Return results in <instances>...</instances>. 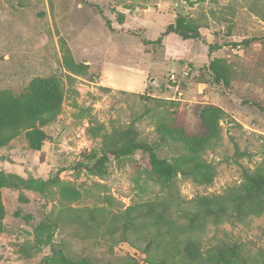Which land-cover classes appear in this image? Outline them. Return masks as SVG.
I'll return each instance as SVG.
<instances>
[{"label": "rangeland", "instance_id": "374dc122", "mask_svg": "<svg viewBox=\"0 0 264 264\" xmlns=\"http://www.w3.org/2000/svg\"><path fill=\"white\" fill-rule=\"evenodd\" d=\"M178 16L202 37L154 44ZM36 78L59 82L61 113L41 151L25 134L0 149V171L50 183L1 190L0 264H264V193L240 199L250 212L233 205L246 198L243 171L264 170V0H0V91ZM129 126L160 158L200 172L164 185L142 151L112 158L103 177L83 168L106 133Z\"/></svg>", "mask_w": 264, "mask_h": 264}, {"label": "trees", "instance_id": "16d2710c", "mask_svg": "<svg viewBox=\"0 0 264 264\" xmlns=\"http://www.w3.org/2000/svg\"><path fill=\"white\" fill-rule=\"evenodd\" d=\"M169 33L178 34L185 39L202 37L198 25L188 21L184 16H178L175 23L169 25L162 37L153 43L160 44L162 38ZM210 50H215V47H210ZM68 66L73 72L82 71L87 67L86 65L76 64L73 61L68 63ZM210 70L215 75L217 82L225 84V75L228 70L222 64L221 59H214L210 63ZM62 101L63 93L60 89L59 82L55 78H36L20 93L0 91V149L7 147L21 134H25L30 148L35 151H41L42 146L48 139L44 128L58 118L62 109ZM137 151H142L148 156V162L153 175L156 176L158 182L164 185L172 186L173 179L179 173L184 176H189L198 174L202 168V165L199 163L194 166H184L170 163L168 160L160 158L153 145L138 139L137 131L133 126L124 129L117 128L112 132L106 133L103 136L101 155L97 161L93 165H84V163L81 165L91 174L103 177L108 168L107 164L112 158L130 157ZM243 177V189L245 190L246 198H241L239 195L233 198L234 212L237 215L251 211L250 206L247 208L242 207L240 199L248 201L254 198H261L264 193V170L253 173L249 169H245L243 171ZM15 183H23L28 189L43 194L47 190L50 180L33 177L24 179L16 173H8L1 170L0 229L2 228L4 217L1 190ZM217 204L222 208L220 203ZM124 220V226L126 228L135 225V218L129 214L124 215ZM166 228L171 239L178 238L177 233L172 230L171 224H167ZM123 241L130 242L126 230L123 233ZM145 254L150 255L149 247H146ZM59 261L60 264H79L65 256H60ZM150 264L168 263L164 259H161L159 261L150 260Z\"/></svg>", "mask_w": 264, "mask_h": 264}, {"label": "built area", "instance_id": "2783aa9c", "mask_svg": "<svg viewBox=\"0 0 264 264\" xmlns=\"http://www.w3.org/2000/svg\"><path fill=\"white\" fill-rule=\"evenodd\" d=\"M188 74H189V73L186 72V73H185V77L188 76ZM171 81H172L173 83H176V86H177V92L179 91L178 93H179L180 95H182V92L180 91V85L178 84V80H177L176 75L173 74V75L171 76Z\"/></svg>", "mask_w": 264, "mask_h": 264}, {"label": "bare ground", "instance_id": "6f19581e", "mask_svg": "<svg viewBox=\"0 0 264 264\" xmlns=\"http://www.w3.org/2000/svg\"><path fill=\"white\" fill-rule=\"evenodd\" d=\"M132 86V85H131Z\"/></svg>", "mask_w": 264, "mask_h": 264}]
</instances>
